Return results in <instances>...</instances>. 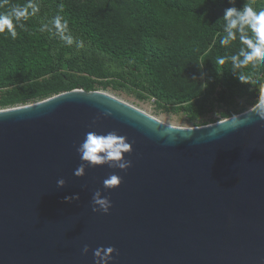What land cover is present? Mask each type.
Segmentation results:
<instances>
[{"label":"water","instance_id":"1","mask_svg":"<svg viewBox=\"0 0 264 264\" xmlns=\"http://www.w3.org/2000/svg\"><path fill=\"white\" fill-rule=\"evenodd\" d=\"M251 109L178 127L75 89L0 110V264H95L93 250L109 246L110 264H264V120ZM237 116L244 123L232 129ZM90 131L127 137L131 167L76 177ZM112 174L122 182L105 189ZM97 190L107 214L92 211Z\"/></svg>","mask_w":264,"mask_h":264},{"label":"trees","instance_id":"2","mask_svg":"<svg viewBox=\"0 0 264 264\" xmlns=\"http://www.w3.org/2000/svg\"><path fill=\"white\" fill-rule=\"evenodd\" d=\"M27 0H0V12ZM40 12L17 27L16 39L0 33V110L43 101L75 89L109 88L155 99L160 109L184 110L196 126L215 102L223 118L246 112L264 96V65L243 69L241 83L231 64L218 56L239 50L221 47L228 0H36ZM264 8V0H236ZM63 4L77 51L49 32L39 31ZM90 42V43H89ZM243 100V102H241ZM216 122L213 120V123ZM200 123V124H199Z\"/></svg>","mask_w":264,"mask_h":264},{"label":"clouds","instance_id":"3","mask_svg":"<svg viewBox=\"0 0 264 264\" xmlns=\"http://www.w3.org/2000/svg\"><path fill=\"white\" fill-rule=\"evenodd\" d=\"M233 5L224 10L223 36L220 38L221 47H227L233 42L239 43L238 52L218 56L215 63L218 65L231 64V71L241 83H249L250 76L243 69L256 68L264 65V8L256 9L250 3L245 2L241 8L235 5L236 0H228ZM64 6H59V12L48 22H41L39 31L49 32L58 38L68 47L75 46L77 51L85 49L87 46L83 39L74 37L69 27V20L62 15ZM40 12V4L36 0H27L23 5H12L8 10L0 12V33L5 31L16 39L18 33L17 27L23 28L22 21H28L36 17ZM90 43V42H89ZM250 113H254L260 120H264V96L257 100ZM105 115H111L110 112ZM230 127L237 129L244 121L240 117H234L230 120ZM132 144L128 142L127 137L119 135L116 131H110L106 134H99L94 131L87 132L83 141L77 146L76 151L80 156L82 163L74 170L76 177H83L87 166L108 165L112 168H119L126 171L131 167L132 162L125 158V154L132 152ZM122 182V178L116 174L110 175L103 181L105 189H114ZM66 181L61 178L57 180V187L63 188ZM79 194L66 196V202L79 200ZM92 211L103 212L107 214L112 206L108 197L102 196L101 191L97 190L92 196ZM88 245H84L82 252L87 254ZM118 254L114 247H100L93 250L95 264H110L113 260V254Z\"/></svg>","mask_w":264,"mask_h":264},{"label":"rangeland","instance_id":"4","mask_svg":"<svg viewBox=\"0 0 264 264\" xmlns=\"http://www.w3.org/2000/svg\"><path fill=\"white\" fill-rule=\"evenodd\" d=\"M109 94H112L138 108L147 112L148 114L156 117L157 119L165 122L166 124L178 127H194L196 124L189 120L187 113L181 109H160L158 108L155 99L150 98L147 100H140L135 93H131L127 90H114L109 88L103 90ZM243 102V100H241ZM252 108V107H250ZM225 107L215 102L214 107L202 117L201 123L205 125L212 124L213 120L220 122L225 118L222 117V112L225 111ZM215 123V122H214ZM200 124V123H199ZM203 126V125H200Z\"/></svg>","mask_w":264,"mask_h":264}]
</instances>
